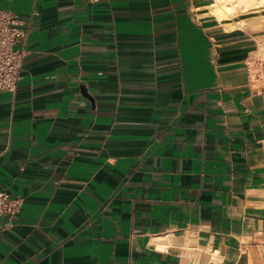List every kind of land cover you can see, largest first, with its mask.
<instances>
[{"label":"crops","instance_id":"1","mask_svg":"<svg viewBox=\"0 0 264 264\" xmlns=\"http://www.w3.org/2000/svg\"><path fill=\"white\" fill-rule=\"evenodd\" d=\"M215 2L0 0V264H264V20Z\"/></svg>","mask_w":264,"mask_h":264},{"label":"built area","instance_id":"2","mask_svg":"<svg viewBox=\"0 0 264 264\" xmlns=\"http://www.w3.org/2000/svg\"><path fill=\"white\" fill-rule=\"evenodd\" d=\"M99 0H87L97 3ZM23 22L13 13L0 9V93H14L21 79L24 52L17 49L26 39L21 29ZM22 200L12 199L0 190V216L15 215L20 212Z\"/></svg>","mask_w":264,"mask_h":264},{"label":"bare ground","instance_id":"3","mask_svg":"<svg viewBox=\"0 0 264 264\" xmlns=\"http://www.w3.org/2000/svg\"><path fill=\"white\" fill-rule=\"evenodd\" d=\"M262 7V0H216L212 8L220 17L228 18L239 13L254 12Z\"/></svg>","mask_w":264,"mask_h":264},{"label":"rangeland","instance_id":"4","mask_svg":"<svg viewBox=\"0 0 264 264\" xmlns=\"http://www.w3.org/2000/svg\"><path fill=\"white\" fill-rule=\"evenodd\" d=\"M262 1H264V0H262ZM258 10L254 11V12L253 11L248 12L247 16H256V17H258V18L260 17L264 20V7L259 8Z\"/></svg>","mask_w":264,"mask_h":264},{"label":"water","instance_id":"5","mask_svg":"<svg viewBox=\"0 0 264 264\" xmlns=\"http://www.w3.org/2000/svg\"><path fill=\"white\" fill-rule=\"evenodd\" d=\"M82 92L86 98H88L89 100H91V102H93L92 97L86 92V89L84 87L82 88Z\"/></svg>","mask_w":264,"mask_h":264}]
</instances>
